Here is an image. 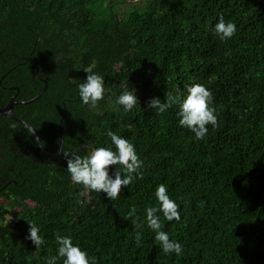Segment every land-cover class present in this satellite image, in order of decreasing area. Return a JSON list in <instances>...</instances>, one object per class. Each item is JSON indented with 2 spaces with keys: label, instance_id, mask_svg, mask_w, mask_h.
Instances as JSON below:
<instances>
[{
  "label": "trees",
  "instance_id": "1",
  "mask_svg": "<svg viewBox=\"0 0 264 264\" xmlns=\"http://www.w3.org/2000/svg\"><path fill=\"white\" fill-rule=\"evenodd\" d=\"M220 16L237 27L224 41L212 32ZM87 67L104 76L95 108L78 97ZM44 82L14 107L43 150L0 117V264H44L57 235L96 264H264V0H0V108L34 100ZM193 83L211 91L217 115L201 140L179 125L178 106L146 107ZM127 87L139 105L125 113L116 99ZM108 131L144 162L115 200L72 182L62 155L115 150ZM161 183L179 205V222L157 213L179 256L161 252L145 220Z\"/></svg>",
  "mask_w": 264,
  "mask_h": 264
},
{
  "label": "clouds",
  "instance_id": "2",
  "mask_svg": "<svg viewBox=\"0 0 264 264\" xmlns=\"http://www.w3.org/2000/svg\"><path fill=\"white\" fill-rule=\"evenodd\" d=\"M236 31L235 23L225 21L223 16H220L218 22L212 27L213 34L221 41L232 38ZM83 71L87 76L83 82L78 84V97L83 105H90L95 108L104 99V76L94 72L91 67L84 68ZM116 103L122 106L123 111L127 113L134 106L139 105V100L134 94V90L127 87L117 97ZM212 103L211 91L204 84L193 83L187 86L184 92L167 93L163 102L155 97L150 99L146 107L159 115L174 105L178 106L176 115L179 118V125L193 133L196 140H201L208 132L207 125H211L212 128L217 126L216 110ZM26 127L29 136L34 135L35 128ZM107 136L115 150L111 146L96 147L87 155L82 156L75 150L65 151L62 149V155L66 158V171L69 173L72 182L83 185L85 189L102 192L106 198L115 200L121 192L122 186L128 187L134 179L141 178L142 172L140 170L144 162L138 156L136 148L130 140L112 131H108ZM43 146L44 142L40 141V147ZM116 165H119L120 168L113 167L110 175L109 167ZM154 195L158 207L145 208L147 226L155 233V241L159 242L163 254L174 253L179 256L183 251L181 243L175 239H170L169 234L162 230L161 215L157 214H162L164 220L179 222L181 219L178 210L179 205L170 198L168 189L163 183L156 186ZM136 211L135 207L131 208L128 216L134 217ZM133 223H136V220H133ZM28 224L27 238L38 248L45 243L40 235V227L33 222H28ZM141 238L142 234L137 231L135 234L137 245L141 243ZM55 241L58 245L57 255L45 258L44 264H57L58 258H63V264H96L95 259L82 250L79 244L73 243L71 236L57 235Z\"/></svg>",
  "mask_w": 264,
  "mask_h": 264
},
{
  "label": "water",
  "instance_id": "3",
  "mask_svg": "<svg viewBox=\"0 0 264 264\" xmlns=\"http://www.w3.org/2000/svg\"><path fill=\"white\" fill-rule=\"evenodd\" d=\"M44 84H45V88L43 89V91L38 96L35 97L34 100L26 101V102L25 101H13V100L9 101L8 104L5 107L0 108V117H6L8 119H11V120L19 123L20 125H22V127H24L27 130L26 126H31V125L28 124L26 121H24L23 119L19 118L18 116H16L13 113L14 107L16 105H19V104L28 105V104H31V102L37 100L46 90V85L47 84H46V82H44ZM31 127L34 128L33 126H31ZM33 137L36 140V143H37L38 147L43 150V147H40V141L41 140H40V137H39V135H38L36 130L34 131ZM37 138H39V139H37ZM62 145H63V137H62V131L60 130V150L58 152L59 154L61 153Z\"/></svg>",
  "mask_w": 264,
  "mask_h": 264
}]
</instances>
